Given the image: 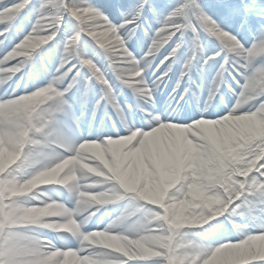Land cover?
Listing matches in <instances>:
<instances>
[{"label":"clouds","instance_id":"clouds-1","mask_svg":"<svg viewBox=\"0 0 264 264\" xmlns=\"http://www.w3.org/2000/svg\"><path fill=\"white\" fill-rule=\"evenodd\" d=\"M227 2L0 0V264L264 255V0Z\"/></svg>","mask_w":264,"mask_h":264},{"label":"bare ground","instance_id":"bare-ground-1","mask_svg":"<svg viewBox=\"0 0 264 264\" xmlns=\"http://www.w3.org/2000/svg\"><path fill=\"white\" fill-rule=\"evenodd\" d=\"M209 132L210 134L214 135V133L211 132V130H209ZM184 138H185L184 129L177 127H170V128L161 127L154 130L152 133L147 134L144 137V140L141 142V148L150 151L153 154V157L157 159V161L160 164H163L165 157V146L169 143V141L174 139L177 144H180L184 140ZM131 142H132L131 140H127L120 142L114 146L127 147V145L130 144ZM121 154L122 152L116 155L119 156ZM126 155H130L134 160H138L140 163L143 162V152L141 151V149H137L134 152ZM262 247H264V245H262ZM249 253L251 258L258 257L257 255H254L251 252ZM219 259L224 260L226 263H230L233 258L230 256L222 255Z\"/></svg>","mask_w":264,"mask_h":264},{"label":"rangeland","instance_id":"rangeland-1","mask_svg":"<svg viewBox=\"0 0 264 264\" xmlns=\"http://www.w3.org/2000/svg\"><path fill=\"white\" fill-rule=\"evenodd\" d=\"M93 2L94 3H99L101 5H105L108 2V0H93ZM105 10L106 11H112V10H108V9H105ZM121 147L122 146H113L114 153L115 154H120L121 152L123 153V150H124L125 147H122V148ZM222 255L223 256H230L233 259L231 260L230 263H226L224 260L219 259L218 260V264H251V261L264 259V255H260L257 258H251L249 251L245 250V249H243L240 252H225Z\"/></svg>","mask_w":264,"mask_h":264},{"label":"snow or ice","instance_id":"snow-or-ice-1","mask_svg":"<svg viewBox=\"0 0 264 264\" xmlns=\"http://www.w3.org/2000/svg\"><path fill=\"white\" fill-rule=\"evenodd\" d=\"M246 4H249L251 6V0H245ZM105 9L112 10V3L111 0H108V2L104 5ZM218 16H233L235 15L237 19L240 15L243 14V10L241 8V5L239 3V0H228L227 3L220 5V6H214L213 9Z\"/></svg>","mask_w":264,"mask_h":264}]
</instances>
